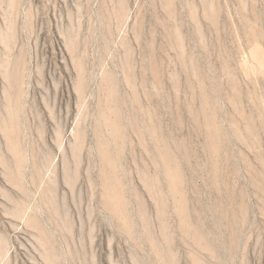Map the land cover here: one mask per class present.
Wrapping results in <instances>:
<instances>
[{"label": "rangeland", "instance_id": "374dc122", "mask_svg": "<svg viewBox=\"0 0 264 264\" xmlns=\"http://www.w3.org/2000/svg\"><path fill=\"white\" fill-rule=\"evenodd\" d=\"M0 264H264V0H0Z\"/></svg>", "mask_w": 264, "mask_h": 264}, {"label": "bare ground", "instance_id": "6f19581e", "mask_svg": "<svg viewBox=\"0 0 264 264\" xmlns=\"http://www.w3.org/2000/svg\"><path fill=\"white\" fill-rule=\"evenodd\" d=\"M20 63V62H19ZM11 72V71H10ZM15 72H13V74H14ZM11 74V73H10ZM9 74V75H10ZM15 76V77H14ZM10 77V76H9ZM13 80L14 81H12V77H10V80H11V82L12 83H14V84H16L15 82H17L16 81V79H18L17 77H16V74L15 75H13ZM16 123V126L18 125V123H17V119H15L14 118V122H13V124H15ZM114 125H113V128H117V127H121V124L119 123V118H117L116 120H115V122L113 123ZM115 126V127H114ZM120 129V128H119ZM118 130V129H117ZM119 131V130H118ZM120 132H121V130H120ZM216 136V135H215ZM164 154H165V157L167 158V162H168V166H169V172H170V174H173V175H171V176H174V179H176V181L177 182H179L178 180H181L182 179V173H181V170H180V168H179V165H178V163L176 162V160H175V157L172 155V152L170 151V150H168L166 147H165V150H164ZM108 158H110V155L108 156ZM106 159H107V157H106ZM113 159V158H112ZM110 160V159H109ZM165 162V161H164ZM112 163H110V165H111ZM114 164H115V162H114ZM108 177V176H107ZM169 177V176H168ZM110 178L113 180V182L115 183V180L116 179H114V177L113 176H110ZM111 180V181H112ZM118 180V179H117ZM183 180V179H182ZM175 181V182H176ZM119 182V181H118ZM112 183V182H111ZM114 183H113V185H114ZM174 183V182H173ZM112 185V184H111ZM110 185V186H111ZM116 185H118V183H116ZM107 186V185H106ZM108 188V187H107ZM114 188V187H113ZM116 188V187H115ZM111 189V188H110ZM121 189V188H120ZM117 190V189H116ZM118 191V190H117ZM108 193V192H107ZM119 193V192H118ZM115 195V194H114ZM118 195V194H117ZM110 199H111V197H110ZM122 199V198H121ZM179 200V199H178ZM182 200H184V198L182 199ZM181 200V201H182ZM118 201V200H117ZM116 201V202H117ZM183 202V204H184V201H182ZM123 205V204H122ZM124 206V205H123ZM123 208V207H122ZM121 208V209H122ZM124 208H125V206H124ZM182 209H181V215H182V217H183V219H184V224L186 225V227L187 228H189L190 230H192L191 232L194 234V235H196L198 238H200L201 240H202V238H203V233L195 226V225H193L192 223H191V220H189V218H188V215H187V210L185 209V207H184V205H183V207H181ZM56 210H57V208H56ZM124 210V209H123ZM124 213L126 214V212L124 211ZM126 218V217H125ZM182 220V219H181ZM183 221V220H182Z\"/></svg>", "mask_w": 264, "mask_h": 264}]
</instances>
